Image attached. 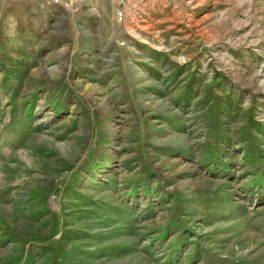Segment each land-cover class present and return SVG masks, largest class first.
Returning <instances> with one entry per match:
<instances>
[{
	"label": "rangeland",
	"instance_id": "1",
	"mask_svg": "<svg viewBox=\"0 0 264 264\" xmlns=\"http://www.w3.org/2000/svg\"><path fill=\"white\" fill-rule=\"evenodd\" d=\"M0 264H264V0H0Z\"/></svg>",
	"mask_w": 264,
	"mask_h": 264
},
{
	"label": "built area",
	"instance_id": "2",
	"mask_svg": "<svg viewBox=\"0 0 264 264\" xmlns=\"http://www.w3.org/2000/svg\"><path fill=\"white\" fill-rule=\"evenodd\" d=\"M122 17H120V19H121Z\"/></svg>",
	"mask_w": 264,
	"mask_h": 264
}]
</instances>
